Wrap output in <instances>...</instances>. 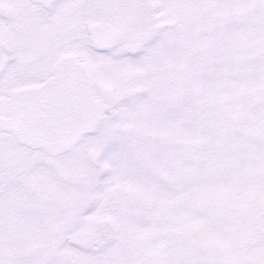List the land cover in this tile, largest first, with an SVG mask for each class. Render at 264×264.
Listing matches in <instances>:
<instances>
[{
    "label": "snow or ice",
    "instance_id": "obj_1",
    "mask_svg": "<svg viewBox=\"0 0 264 264\" xmlns=\"http://www.w3.org/2000/svg\"><path fill=\"white\" fill-rule=\"evenodd\" d=\"M0 264H264V0H0Z\"/></svg>",
    "mask_w": 264,
    "mask_h": 264
}]
</instances>
